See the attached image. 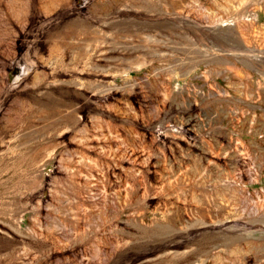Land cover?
<instances>
[{
	"label": "rangeland",
	"instance_id": "1",
	"mask_svg": "<svg viewBox=\"0 0 264 264\" xmlns=\"http://www.w3.org/2000/svg\"><path fill=\"white\" fill-rule=\"evenodd\" d=\"M0 264H264V0H0Z\"/></svg>",
	"mask_w": 264,
	"mask_h": 264
}]
</instances>
